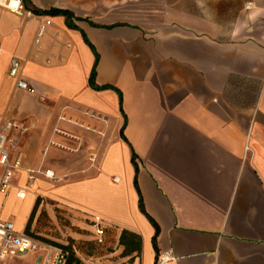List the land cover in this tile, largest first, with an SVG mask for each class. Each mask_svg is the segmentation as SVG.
I'll list each match as a JSON object with an SVG mask.
<instances>
[{"label":"crops","instance_id":"0c3cea01","mask_svg":"<svg viewBox=\"0 0 264 264\" xmlns=\"http://www.w3.org/2000/svg\"><path fill=\"white\" fill-rule=\"evenodd\" d=\"M222 2L24 0L22 15L0 4V119L24 128L0 220L25 232L43 197L80 260L73 244L96 240L100 219L111 246L83 264H156L160 253L168 264H264V0H233L244 6L225 26ZM51 8L75 28L32 12ZM83 34L98 53L95 83L121 92L124 114L116 90L89 86L95 55ZM11 55L33 93L8 75ZM16 259L41 264L42 253L6 264Z\"/></svg>","mask_w":264,"mask_h":264},{"label":"built area","instance_id":"2783aa9c","mask_svg":"<svg viewBox=\"0 0 264 264\" xmlns=\"http://www.w3.org/2000/svg\"><path fill=\"white\" fill-rule=\"evenodd\" d=\"M1 4V3H0ZM3 7L9 11L22 15L24 11V0H5ZM249 7V5H246ZM50 24L49 20L38 25L33 44H38L43 37L45 28ZM0 47V55L2 54ZM22 61L15 55L9 58L8 75L14 79L17 89H22L33 93L26 81L22 79ZM24 132V128L15 120L1 118L0 119V194H5L7 190L13 186L12 178L14 174L22 170V158L17 151L19 148V138ZM27 173H39L31 169L25 170ZM43 175L47 178H53V173L44 171ZM29 176V179H32ZM27 189L18 187L16 197L23 199ZM92 226L95 231L96 241L103 243L104 228L99 218H94ZM42 253L41 264H65L66 253L58 246L45 243L32 235L26 234L24 231L18 230L11 220H0V264H6V259L21 255L23 253ZM170 257L167 253H160L156 256V264H168Z\"/></svg>","mask_w":264,"mask_h":264},{"label":"rangeland","instance_id":"374dc122","mask_svg":"<svg viewBox=\"0 0 264 264\" xmlns=\"http://www.w3.org/2000/svg\"><path fill=\"white\" fill-rule=\"evenodd\" d=\"M240 6L233 2V0H223L221 4L222 9V25H229L230 22L233 20L235 13L237 9ZM210 6L206 5V8L208 9ZM213 7V5H211ZM232 19V20H231ZM40 203L37 207V210L30 220L29 225V234H31L34 237H37L41 241L55 245L54 243H70V240L66 236V230L63 227H67V222L64 218H60L57 216V222L55 223L49 216L48 210L49 208L53 209L52 203L49 200H46L43 197H40ZM6 207V202L3 203V205L0 207V218L3 217L4 209ZM54 210V209H53ZM14 221L17 223L19 220L17 219V216H12ZM73 246L75 249L79 252L80 256L83 258L81 260V263L83 264L84 261H93L96 256H98L101 253H104L109 249L111 246L106 241H103V243H98L96 240H93L92 242H79L74 243ZM76 255V253H75ZM14 262L18 264H22L20 260H14Z\"/></svg>","mask_w":264,"mask_h":264},{"label":"trees","instance_id":"16d2710c","mask_svg":"<svg viewBox=\"0 0 264 264\" xmlns=\"http://www.w3.org/2000/svg\"><path fill=\"white\" fill-rule=\"evenodd\" d=\"M32 12L34 14H37V15L62 14V15L65 16L66 22H67L68 26L75 28V25H72L70 23L71 13L69 11L51 8V9H48V10H36V9H34ZM83 37L85 39V42L88 44V46L91 48V50L93 51V53L95 55V60H94V63H93L91 72L89 74V77H88L89 86L92 89H95V90L107 89V88H111V89L116 90L117 93H118V105H119V109L122 112V114H124L123 108H122V95H121V92L118 89H116L115 87H112L111 85L98 86L95 83L96 63H97V60H98V53L93 48L92 44L86 39V37L84 36V34H83ZM124 126H125V121H124L122 127L120 128V134H121V136H122L123 139H125V137L123 135ZM131 162L133 163L134 168H135V175H134L133 182H134V186L137 189L138 195H139V197H138V207H139L140 211L150 221V223L153 225V227L155 229L154 230V234L152 236V245H153V248L156 251V253H158L156 239H157V235L159 233V227H158L157 223L155 222V220L149 214H147V212L144 209L142 197H141L140 191L138 189V185H137V178H136V172H137L136 154L133 151H132V155H131ZM39 203H40V198L37 197L36 200H35L34 206L32 208L31 214L29 216V221H28V223H27V225L25 227V233L26 234H29L30 220L34 216V214H35V212L37 210V207H38ZM29 235H31V234H29ZM54 244L56 246L60 247L66 253V261H65V264H82L81 263V260L77 256H75L74 251L72 250V247H71L70 243L68 245H62V244H59V243H54Z\"/></svg>","mask_w":264,"mask_h":264},{"label":"bare ground","instance_id":"6f19581e","mask_svg":"<svg viewBox=\"0 0 264 264\" xmlns=\"http://www.w3.org/2000/svg\"><path fill=\"white\" fill-rule=\"evenodd\" d=\"M0 1H1V2H0L1 4H4V1H5V0H0Z\"/></svg>","mask_w":264,"mask_h":264}]
</instances>
